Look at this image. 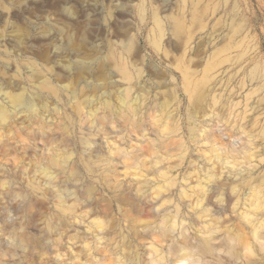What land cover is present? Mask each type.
Masks as SVG:
<instances>
[{
    "label": "rangeland",
    "instance_id": "1",
    "mask_svg": "<svg viewBox=\"0 0 264 264\" xmlns=\"http://www.w3.org/2000/svg\"><path fill=\"white\" fill-rule=\"evenodd\" d=\"M15 95L40 116L0 124L9 262L264 264V0H0Z\"/></svg>",
    "mask_w": 264,
    "mask_h": 264
},
{
    "label": "bare ground",
    "instance_id": "2",
    "mask_svg": "<svg viewBox=\"0 0 264 264\" xmlns=\"http://www.w3.org/2000/svg\"><path fill=\"white\" fill-rule=\"evenodd\" d=\"M29 67L34 70L35 74L38 76L43 74L41 65L38 63H31ZM42 90L47 91L49 93L55 92L54 86L51 85L50 82L44 81L41 85ZM19 113H28L31 117L39 118L40 112L37 110L36 105L32 100L25 98L22 95H15L10 97V102L8 106H0V124L9 125L16 118ZM4 145H9L6 142ZM2 151V150H1ZM101 224V222H100ZM102 229H104L102 227ZM102 234H106L104 231ZM18 247L23 250L22 259H28L34 253L36 249L35 240L31 238L29 234H19L17 237ZM15 252L10 250L0 251V263L1 264H13V262H9L7 260L8 257H13ZM72 254V253H71ZM188 259H180L173 262V264H189ZM74 264V262H72ZM86 264V262H85ZM190 264H202L200 260H196L191 262ZM254 264H257L254 262Z\"/></svg>",
    "mask_w": 264,
    "mask_h": 264
}]
</instances>
